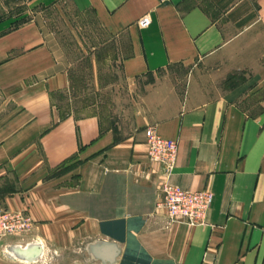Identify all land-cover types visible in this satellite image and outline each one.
Segmentation results:
<instances>
[{"label":"crops","instance_id":"crops-1","mask_svg":"<svg viewBox=\"0 0 264 264\" xmlns=\"http://www.w3.org/2000/svg\"><path fill=\"white\" fill-rule=\"evenodd\" d=\"M21 1L93 17L132 100L112 124L61 115L67 66L37 16L0 0V210L34 221L0 264H43L3 252L31 242L49 264H264V0ZM149 127L178 142L170 174ZM165 182L212 191L207 223L171 221Z\"/></svg>","mask_w":264,"mask_h":264},{"label":"rangeland","instance_id":"rangeland-1","mask_svg":"<svg viewBox=\"0 0 264 264\" xmlns=\"http://www.w3.org/2000/svg\"><path fill=\"white\" fill-rule=\"evenodd\" d=\"M10 8L38 17L69 70L71 88L55 95L57 111L76 116L95 111L104 122L114 123L117 107L132 100L129 86L121 80L115 40L101 30L93 17L67 4L33 7L11 0Z\"/></svg>","mask_w":264,"mask_h":264},{"label":"built area","instance_id":"built-area-1","mask_svg":"<svg viewBox=\"0 0 264 264\" xmlns=\"http://www.w3.org/2000/svg\"><path fill=\"white\" fill-rule=\"evenodd\" d=\"M150 23V18H141L140 25L146 26ZM148 154L154 161L164 165L167 174L172 173L178 158V142L175 139L165 138L157 133L154 127L146 129ZM214 194L210 190H190L179 185L165 182L162 186V199L158 203L168 212V217L173 222H185L189 225H203L207 223V213L213 201ZM34 221L24 210H0V244L10 236H20L22 240L33 229ZM18 251L25 253L23 258ZM3 252L9 256L31 258L35 256V261L43 264L51 262V256L41 255V247L38 243L31 242L25 246L9 245L3 246ZM50 253V252H49ZM53 253H57L54 251ZM27 254V255H26ZM29 259V260H34Z\"/></svg>","mask_w":264,"mask_h":264},{"label":"water","instance_id":"water-1","mask_svg":"<svg viewBox=\"0 0 264 264\" xmlns=\"http://www.w3.org/2000/svg\"><path fill=\"white\" fill-rule=\"evenodd\" d=\"M18 254H19L20 256H24V255H25V253H24L23 251H18Z\"/></svg>","mask_w":264,"mask_h":264},{"label":"bare ground","instance_id":"bare-ground-1","mask_svg":"<svg viewBox=\"0 0 264 264\" xmlns=\"http://www.w3.org/2000/svg\"><path fill=\"white\" fill-rule=\"evenodd\" d=\"M27 255V254H26ZM21 257H23V258H26V257H24V256H21ZM35 258V256H31V258H27L28 260L29 259H34Z\"/></svg>","mask_w":264,"mask_h":264}]
</instances>
